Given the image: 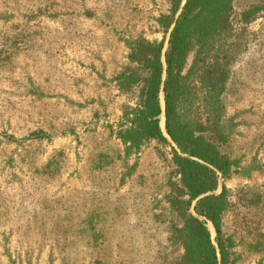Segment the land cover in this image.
<instances>
[{
	"label": "rangeland",
	"instance_id": "obj_1",
	"mask_svg": "<svg viewBox=\"0 0 264 264\" xmlns=\"http://www.w3.org/2000/svg\"><path fill=\"white\" fill-rule=\"evenodd\" d=\"M171 1L0 0V264H179L187 198L163 116L166 142L126 156L115 135L140 96L116 81L136 67L127 42L165 50ZM232 7L219 151L234 164L209 194L227 264H264V0Z\"/></svg>",
	"mask_w": 264,
	"mask_h": 264
},
{
	"label": "trees",
	"instance_id": "obj_2",
	"mask_svg": "<svg viewBox=\"0 0 264 264\" xmlns=\"http://www.w3.org/2000/svg\"><path fill=\"white\" fill-rule=\"evenodd\" d=\"M233 1L172 0L171 15L159 19L169 33L165 50L163 40L127 42L128 60L136 67L116 76L119 90L139 86V103L124 113L115 134L126 156L146 142H166L162 115L164 133L174 145L172 160L187 198L175 209H180L181 224L172 230L183 249L179 264L228 263L229 246L221 231L226 202L223 194L209 193L217 189L219 175L227 177L234 164L219 151L227 137L220 123V94L227 78L225 40ZM209 223L216 235L214 244Z\"/></svg>",
	"mask_w": 264,
	"mask_h": 264
},
{
	"label": "water",
	"instance_id": "obj_3",
	"mask_svg": "<svg viewBox=\"0 0 264 264\" xmlns=\"http://www.w3.org/2000/svg\"><path fill=\"white\" fill-rule=\"evenodd\" d=\"M163 116V115H162ZM163 127H164V118H163Z\"/></svg>",
	"mask_w": 264,
	"mask_h": 264
}]
</instances>
